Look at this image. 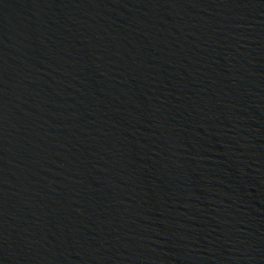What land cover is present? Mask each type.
<instances>
[{"label": "water", "instance_id": "95a60500", "mask_svg": "<svg viewBox=\"0 0 264 264\" xmlns=\"http://www.w3.org/2000/svg\"><path fill=\"white\" fill-rule=\"evenodd\" d=\"M0 264H264V0H0Z\"/></svg>", "mask_w": 264, "mask_h": 264}]
</instances>
